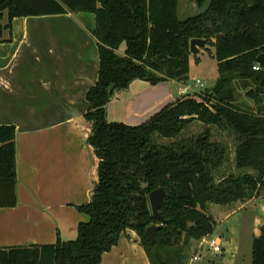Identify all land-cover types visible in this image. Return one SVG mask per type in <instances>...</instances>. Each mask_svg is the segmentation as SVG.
I'll return each instance as SVG.
<instances>
[{
    "label": "trees",
    "instance_id": "obj_1",
    "mask_svg": "<svg viewBox=\"0 0 264 264\" xmlns=\"http://www.w3.org/2000/svg\"><path fill=\"white\" fill-rule=\"evenodd\" d=\"M179 1L0 0V18L6 17L0 42L11 40L15 17L93 12L99 64L83 115L90 124L86 142L98 158L91 199L77 205L88 218L73 240L0 248V264H98L128 230L140 238L149 264H187L191 241L200 242L217 223L211 204L249 201L264 188V66L256 59L264 54V0H189L199 11L184 18ZM196 37L215 45L219 76L210 90L180 95L140 124L108 120L112 97L135 79L187 80L189 41ZM238 89L255 105H239ZM195 122L203 129L186 135ZM212 127L233 136L238 170L217 179L229 153L213 140ZM15 137L14 125L0 124V207L16 203ZM156 188L166 190L165 222L152 242L145 231L160 224L148 197ZM251 253V264H264V225Z\"/></svg>",
    "mask_w": 264,
    "mask_h": 264
},
{
    "label": "crops",
    "instance_id": "obj_2",
    "mask_svg": "<svg viewBox=\"0 0 264 264\" xmlns=\"http://www.w3.org/2000/svg\"><path fill=\"white\" fill-rule=\"evenodd\" d=\"M94 24L93 12L20 16L0 42V124L15 126L17 172L16 203L0 207V248L73 240L88 218L77 205L90 201L98 173L83 117L99 69ZM159 85L132 81L112 97L108 120L140 124L180 97ZM101 257L98 264H149L134 230Z\"/></svg>",
    "mask_w": 264,
    "mask_h": 264
},
{
    "label": "rangeland",
    "instance_id": "obj_3",
    "mask_svg": "<svg viewBox=\"0 0 264 264\" xmlns=\"http://www.w3.org/2000/svg\"><path fill=\"white\" fill-rule=\"evenodd\" d=\"M180 18L195 14L199 9L189 0H180L177 6ZM6 17L0 18V23H4ZM47 30V29H44ZM50 31V30H47ZM215 45L207 44L198 47L196 53L189 55V72L187 80H173L169 84L167 82L160 83L158 88H166L171 97L180 96L179 89L187 84L193 85L192 91L203 92L210 90L217 81L219 76L217 69V60L214 56ZM199 78L202 86H194L195 80ZM159 84V83H158ZM242 89L237 91V103L242 107L246 105L254 106V100L243 94ZM204 125L195 122L186 128V135H196L203 129ZM213 140H220L225 143L229 153L228 161L225 166L217 173L216 179L222 177L225 173L238 171L231 162L234 156L235 140L233 136L227 132L212 127ZM230 159V161H229ZM209 214L216 220L213 231L206 235L205 241L197 242L192 240L186 254L189 256L187 264H251L252 253L251 246L254 236L259 234L260 228L264 225V188H262L257 196L249 201L236 202L230 205L211 204L208 209ZM211 239H219L221 249L219 252L213 251L208 241ZM204 247L200 250L201 244ZM199 257L196 261H191L192 257Z\"/></svg>",
    "mask_w": 264,
    "mask_h": 264
},
{
    "label": "water",
    "instance_id": "obj_4",
    "mask_svg": "<svg viewBox=\"0 0 264 264\" xmlns=\"http://www.w3.org/2000/svg\"><path fill=\"white\" fill-rule=\"evenodd\" d=\"M190 43V52L196 53L198 51V47L203 46L204 39L202 38H192L189 41ZM257 62L259 63L260 66H264V54L261 53L257 57ZM166 196V190L163 188H156L152 191L149 192L148 197H149V203L151 204V210H152V216L154 219L158 220L160 224H151L146 228V236L147 238H150L152 242L156 241V238L154 237V231L159 228L164 222V218L160 212V208L163 205V201Z\"/></svg>",
    "mask_w": 264,
    "mask_h": 264
},
{
    "label": "built area",
    "instance_id": "obj_5",
    "mask_svg": "<svg viewBox=\"0 0 264 264\" xmlns=\"http://www.w3.org/2000/svg\"><path fill=\"white\" fill-rule=\"evenodd\" d=\"M253 68L254 69H258L259 67L255 65V66H253ZM192 86L193 85L187 84V85H185L183 87H180L178 94L179 95H184V96H196L198 92H195V91L193 92L192 91ZM194 86H196V87L197 86H202V82H201V80L199 78H197L195 80ZM205 237L206 236H204L201 240L205 241V239H206ZM208 245L215 252H219V250L221 249V243H220L219 239H211L210 241H208ZM202 247H204V243H203ZM198 259H199V257L194 255L191 260L196 261Z\"/></svg>",
    "mask_w": 264,
    "mask_h": 264
}]
</instances>
